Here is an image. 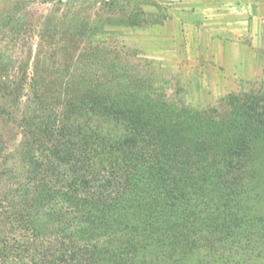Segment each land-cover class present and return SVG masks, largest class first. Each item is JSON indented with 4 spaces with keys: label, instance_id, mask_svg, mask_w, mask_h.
<instances>
[{
    "label": "rangeland",
    "instance_id": "374dc122",
    "mask_svg": "<svg viewBox=\"0 0 264 264\" xmlns=\"http://www.w3.org/2000/svg\"><path fill=\"white\" fill-rule=\"evenodd\" d=\"M209 1L0 0V264H38V247L56 236L87 245L95 264L172 263L156 239L170 210L149 184L147 162L131 161L130 184L110 209L68 200L44 170L64 147L81 152L70 160L80 172L131 166L107 143L132 121L157 138L177 133L185 151L214 134L211 121L227 128L233 99L264 82V52L252 78L211 95L195 73L200 27L215 24ZM101 106L109 115L91 112ZM254 132L235 229L244 237L211 264H264V134Z\"/></svg>",
    "mask_w": 264,
    "mask_h": 264
},
{
    "label": "trees",
    "instance_id": "16d2710c",
    "mask_svg": "<svg viewBox=\"0 0 264 264\" xmlns=\"http://www.w3.org/2000/svg\"><path fill=\"white\" fill-rule=\"evenodd\" d=\"M259 86V92L254 95L235 97L233 100L239 106L227 128L211 121L209 125L215 129L214 134L200 136L191 151L181 148L184 142L177 133L176 136L166 134L172 139L157 138L146 125L132 121L129 126L121 124L120 134L107 143L110 151L116 149L124 155L122 163L131 166L112 165L106 173L80 172L81 167L72 166L70 160L77 156L80 161L81 152L77 155L74 148L64 147L52 151L57 163L47 164L44 172L55 179L58 185L55 188L68 200L82 204L93 201V207L99 203L105 208L100 203L103 201L110 209L113 204L109 202L130 184L129 169H136L131 161L147 162L149 184L165 197L163 211L170 210L169 214L165 213L167 216L162 219L164 224L156 238L171 260L169 264H181L183 259L211 264L218 253L236 247L244 237L235 229L240 223L239 213L244 212L247 202L242 172L249 165L248 136L255 130L254 139H261L264 134V82ZM109 111L104 106L91 110L104 116ZM114 123L118 127L119 120L115 119ZM69 171L72 173L68 177ZM37 251L38 264H95L88 246L73 244L69 238L56 236Z\"/></svg>",
    "mask_w": 264,
    "mask_h": 264
},
{
    "label": "crops",
    "instance_id": "0c3cea01",
    "mask_svg": "<svg viewBox=\"0 0 264 264\" xmlns=\"http://www.w3.org/2000/svg\"><path fill=\"white\" fill-rule=\"evenodd\" d=\"M209 8L207 19L215 18V24L200 27L201 67L195 73L199 71L211 95L224 94L260 68L264 0H210Z\"/></svg>",
    "mask_w": 264,
    "mask_h": 264
}]
</instances>
